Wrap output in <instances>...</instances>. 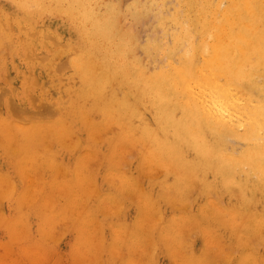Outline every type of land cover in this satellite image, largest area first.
I'll return each instance as SVG.
<instances>
[{
	"label": "clouds",
	"instance_id": "clouds-1",
	"mask_svg": "<svg viewBox=\"0 0 264 264\" xmlns=\"http://www.w3.org/2000/svg\"><path fill=\"white\" fill-rule=\"evenodd\" d=\"M0 264H264V0H0Z\"/></svg>",
	"mask_w": 264,
	"mask_h": 264
},
{
	"label": "bare ground",
	"instance_id": "bare-ground-1",
	"mask_svg": "<svg viewBox=\"0 0 264 264\" xmlns=\"http://www.w3.org/2000/svg\"><path fill=\"white\" fill-rule=\"evenodd\" d=\"M217 98L219 99V94H218ZM221 102H222V101H221Z\"/></svg>",
	"mask_w": 264,
	"mask_h": 264
}]
</instances>
